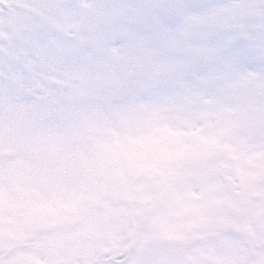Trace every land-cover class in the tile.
I'll list each match as a JSON object with an SVG mask.
<instances>
[{"label": "clouds", "instance_id": "clouds-1", "mask_svg": "<svg viewBox=\"0 0 264 264\" xmlns=\"http://www.w3.org/2000/svg\"><path fill=\"white\" fill-rule=\"evenodd\" d=\"M131 9L143 18L141 39L119 43L115 62L83 69L75 87L91 98L71 120L23 117L14 133L37 171L55 146L71 161L60 181L21 179L16 224L0 229L6 264H64L57 244L65 228L53 220L99 214L100 203L128 206L136 198L133 234L120 241L116 264H264V65L230 68L207 56L222 35L231 36L254 14L241 15L231 0H80L76 34L47 11L37 18L53 43L73 49L112 27ZM215 18V27L209 26ZM241 39L251 48L256 37ZM27 41L4 38L0 48ZM55 55L40 65L57 85ZM115 73L126 90L114 93ZM213 104L199 103L202 80ZM146 85V87H145ZM162 102L157 106L146 101ZM102 120L83 126L88 113ZM69 138H74L71 143ZM253 160V164L247 161ZM51 168L52 165L50 164ZM5 187H8L5 183ZM110 253L96 249V264Z\"/></svg>", "mask_w": 264, "mask_h": 264}, {"label": "snow or ice", "instance_id": "snow-or-ice-1", "mask_svg": "<svg viewBox=\"0 0 264 264\" xmlns=\"http://www.w3.org/2000/svg\"><path fill=\"white\" fill-rule=\"evenodd\" d=\"M198 6H206L209 0H194ZM80 0H0V43L4 38L27 41L28 47L0 48V139L8 141L23 117L40 115L55 122L76 118L91 98L75 84L82 78L83 69L115 62L121 47L132 45L141 39L137 26L143 18L125 8L123 16L112 19L110 30L100 35H89L85 43L73 49H64L53 43V35L42 30L37 18L47 11L61 21L66 30L79 34L81 27L74 22ZM233 11L254 14L250 24H242L231 36L222 35L207 56L218 59L233 68L258 62L264 65V0H231ZM209 26L217 20L209 18ZM252 35L256 43L251 48L241 39ZM55 55L63 62L55 68L63 74L57 85L41 70L40 65ZM202 80L196 87L199 103L212 105L214 100L208 89L221 90L218 82ZM114 93L126 90V84L115 73L110 78ZM146 87V85H145ZM0 251V264H6Z\"/></svg>", "mask_w": 264, "mask_h": 264}, {"label": "rangeland", "instance_id": "rangeland-1", "mask_svg": "<svg viewBox=\"0 0 264 264\" xmlns=\"http://www.w3.org/2000/svg\"><path fill=\"white\" fill-rule=\"evenodd\" d=\"M160 103L162 102L146 101L147 105L153 106ZM101 120L99 113H88L84 117L83 126L87 128ZM73 139L69 138L68 142L71 143ZM24 152V145L14 132L8 141L0 139V229L12 227L17 222L15 213L18 195L27 190L20 183L21 179L60 181L62 169L71 167V161L55 146L51 150V160L43 161L39 171ZM247 163L251 165L253 160L249 159ZM5 183L8 187H5ZM135 202L134 197L128 198L127 207L110 206L101 202L99 214L76 212L61 221L53 220L49 223V228H56L60 223L64 225L65 231L57 241L64 251V264H96L97 248L110 253L104 259L122 258L120 241L133 234L137 215Z\"/></svg>", "mask_w": 264, "mask_h": 264}]
</instances>
